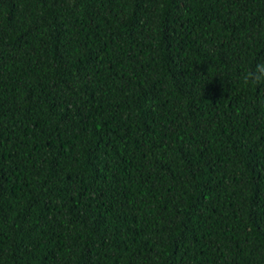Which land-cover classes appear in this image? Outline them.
I'll list each match as a JSON object with an SVG mask.
<instances>
[{
    "label": "trees",
    "instance_id": "obj_1",
    "mask_svg": "<svg viewBox=\"0 0 264 264\" xmlns=\"http://www.w3.org/2000/svg\"><path fill=\"white\" fill-rule=\"evenodd\" d=\"M264 0H0V264H264Z\"/></svg>",
    "mask_w": 264,
    "mask_h": 264
},
{
    "label": "clouds",
    "instance_id": "obj_2",
    "mask_svg": "<svg viewBox=\"0 0 264 264\" xmlns=\"http://www.w3.org/2000/svg\"><path fill=\"white\" fill-rule=\"evenodd\" d=\"M239 79L242 86L245 87L250 84L264 87V58L258 60L254 67L242 72Z\"/></svg>",
    "mask_w": 264,
    "mask_h": 264
}]
</instances>
